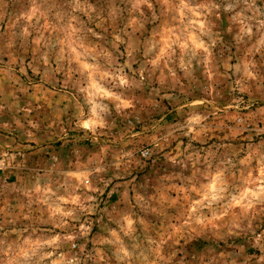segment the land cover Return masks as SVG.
Segmentation results:
<instances>
[{
    "label": "rangeland",
    "instance_id": "1",
    "mask_svg": "<svg viewBox=\"0 0 264 264\" xmlns=\"http://www.w3.org/2000/svg\"><path fill=\"white\" fill-rule=\"evenodd\" d=\"M0 264H264V0H0Z\"/></svg>",
    "mask_w": 264,
    "mask_h": 264
}]
</instances>
